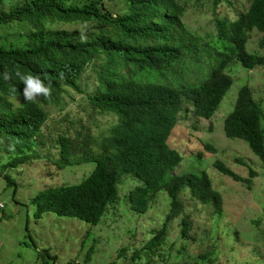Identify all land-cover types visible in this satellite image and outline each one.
I'll use <instances>...</instances> for the list:
<instances>
[{"label": "trees", "instance_id": "16d2710c", "mask_svg": "<svg viewBox=\"0 0 264 264\" xmlns=\"http://www.w3.org/2000/svg\"><path fill=\"white\" fill-rule=\"evenodd\" d=\"M199 1L124 0L125 12L114 17L103 0H84L80 4L24 0L12 3L11 8L9 0H0V28L15 22L28 28L23 34L28 38L25 46L0 43V142L5 143L6 151L15 149L18 154L3 168H17L40 156L39 147L46 144L42 131L48 119L45 107L59 105L69 89L84 93L81 82L89 68L98 74L96 91L89 95L94 110L118 118L102 139L100 152L91 156L73 161L72 142L66 136L59 138L61 158L54 162L60 170L92 162L94 171L80 184L50 187L38 194L32 200L36 218L54 214L96 226L109 206L119 200L124 175L141 182L129 196L131 209L138 214L146 213L160 192L171 199L166 223L144 251L160 254L169 239L168 224L176 218L182 217L181 236L189 239L191 222L186 213L190 201L193 207H209L214 209L213 215L222 214L223 197L205 172H174L184 155L169 140L183 113L192 111L196 118L206 120L215 115L233 85L226 73L231 63L238 60L250 69L264 66V55L247 50L254 30L261 33L259 43L264 47V0H246L248 7L236 19L218 14L219 6L229 0H210L216 33L207 38L192 33L182 20L189 2ZM66 24L88 27L85 33L53 28ZM91 27L100 28L95 38L90 37ZM204 59L205 64L216 59L217 65L202 68ZM188 63L201 72L193 81L186 79L191 74ZM26 75L39 77L50 87V95L25 100L22 77ZM183 76L184 83L177 84ZM8 98L19 101L17 110ZM263 122L264 112L251 88L243 87L234 110L225 119L224 132L230 139L246 142L264 164ZM205 149L215 152L211 145H205ZM215 168L247 185L258 176L250 169L249 178H243L221 161L215 163ZM3 178L9 186H16L10 175ZM185 189L191 194L187 196ZM5 218V214L0 216V225ZM214 251L195 256L193 264H215L210 256ZM169 257L163 248V261L168 263Z\"/></svg>", "mask_w": 264, "mask_h": 264}, {"label": "rangeland", "instance_id": "374dc122", "mask_svg": "<svg viewBox=\"0 0 264 264\" xmlns=\"http://www.w3.org/2000/svg\"><path fill=\"white\" fill-rule=\"evenodd\" d=\"M22 1L9 0L8 6L11 8L12 3ZM67 1L80 4L84 0ZM103 2L115 14L114 17L116 13L123 14L127 8L124 0ZM248 5L246 0H229V3L223 2L219 6L218 14L236 19ZM182 20L197 36H215V14L210 0H200L196 4L189 2ZM21 25L15 22L1 27L0 43L25 46L28 38L23 34L28 28ZM87 27L80 24L53 26L54 29L81 33H85ZM99 32V27H91L90 37L95 38ZM260 37V32L252 31L247 42L248 51L264 55ZM205 60L200 67L208 65L212 69L217 65L216 59L207 60L206 64ZM188 65L191 74L186 79L193 81L201 72L193 63ZM226 73L232 78L233 85L215 115L206 120L196 118L192 111L183 113L169 140L171 146L184 155L183 162L174 172H205L213 188L223 197V211L216 216L213 215L214 209L198 205L193 207L190 201L186 213L191 222L189 239L181 236L182 217L168 224L169 239L163 246L164 251L170 254L168 263L162 259V247L160 254H152L143 248L166 223L171 199L166 192H160L152 207L146 213L138 214L131 209L129 196L141 182L132 175L123 176L119 185V200L109 206L101 223L96 226L54 214L36 218L37 210L32 200L38 194L50 187L80 184L94 171L92 162L60 170L54 162L61 158L59 138L66 136L70 139L73 161H76L99 153L102 139L117 123L115 114L94 110L89 95L96 91L98 74L89 68L81 82L84 93L69 89V94L63 95L59 105L45 107L48 119L42 131L46 144L39 147L40 156L31 158L25 165L6 170L4 164L18 154L15 149L6 151L4 147L7 146L0 142V216L6 215L0 225V264H69L73 260L82 264H193L195 256L208 253L213 248L215 251L210 256L215 264H264V164L246 142L230 139L224 132L225 119L234 110L243 87L251 88L264 112V66L250 69L236 60ZM183 83L184 76L177 84ZM8 101L17 110L19 101L14 102L11 98ZM84 142L87 146L83 145ZM205 145L213 146L215 152L206 151ZM217 161L243 178H249L250 169L258 176L251 185L235 182L215 168ZM4 175H10L16 186H9ZM184 193L187 196L191 194L189 189H185ZM46 250L48 252L43 257L42 252Z\"/></svg>", "mask_w": 264, "mask_h": 264}, {"label": "clouds", "instance_id": "9594fccd", "mask_svg": "<svg viewBox=\"0 0 264 264\" xmlns=\"http://www.w3.org/2000/svg\"><path fill=\"white\" fill-rule=\"evenodd\" d=\"M5 78L7 79L8 77L6 76ZM22 79L25 85L23 90L25 100L32 101L37 96L50 95V87L46 86L39 77L26 75Z\"/></svg>", "mask_w": 264, "mask_h": 264}, {"label": "built area", "instance_id": "2783aa9c", "mask_svg": "<svg viewBox=\"0 0 264 264\" xmlns=\"http://www.w3.org/2000/svg\"><path fill=\"white\" fill-rule=\"evenodd\" d=\"M76 264H81V263H78V262H77Z\"/></svg>", "mask_w": 264, "mask_h": 264}]
</instances>
